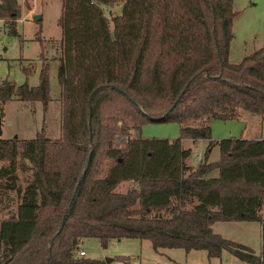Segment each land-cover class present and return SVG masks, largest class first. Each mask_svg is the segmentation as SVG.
Returning a JSON list of instances; mask_svg holds the SVG:
<instances>
[{"label":"trees","instance_id":"1","mask_svg":"<svg viewBox=\"0 0 264 264\" xmlns=\"http://www.w3.org/2000/svg\"><path fill=\"white\" fill-rule=\"evenodd\" d=\"M111 5L119 11L107 18ZM19 14L16 0H0L11 32ZM234 16L232 0H60L59 135L48 138L41 128L31 138L0 137V195L17 200L0 219V264H103L75 254L88 237L102 248L113 238H138L155 251L218 257L226 250L264 264V138L211 140L206 124L242 110L264 116V40L230 63ZM41 60L34 86L0 79V119L13 95L46 107ZM147 121L176 122L178 136L125 133ZM119 133L127 138L117 147ZM185 138L207 140L194 167L185 162ZM213 146L218 158L207 161ZM22 166L30 173L20 185ZM122 182L128 186L118 191ZM238 220L259 223L257 254L210 227Z\"/></svg>","mask_w":264,"mask_h":264},{"label":"rangeland","instance_id":"2","mask_svg":"<svg viewBox=\"0 0 264 264\" xmlns=\"http://www.w3.org/2000/svg\"><path fill=\"white\" fill-rule=\"evenodd\" d=\"M21 4L19 17L9 29L8 20L0 19V78H7L15 85L26 81L34 86L38 81V72L42 58L48 64L49 100L45 108L38 100L23 101L16 95L2 104L0 130L2 137H16L18 139L31 138L41 128L48 138L59 135V87L56 82V68L59 56L60 28L58 18L60 0H16ZM29 2L32 5L30 12ZM235 16L232 20V38L229 43L228 61L238 62L244 55L258 48L264 40V0H232ZM119 11L118 5L104 8L107 18ZM39 15L36 21L32 15ZM110 25V23H109ZM40 39V41H39ZM41 53L42 58L39 57ZM26 73H24V72ZM248 117H256L245 111ZM250 119H219L208 118L206 124L210 127V139L240 137L245 128L249 127ZM252 125V124H251ZM264 135V120L261 123ZM179 124L167 122H143L139 129L130 126L126 134L130 137L158 138L173 140L178 136ZM125 134H116L113 144L120 147L124 144ZM207 140H181V147L189 150L186 164L194 167L203 158ZM218 158L217 146L211 147L207 154V161ZM23 161V160H22ZM21 161V162H22ZM26 163V161H23ZM18 183L23 185L29 178V170L22 166L17 168ZM216 170L210 173L215 176ZM128 182L117 186L118 191H124ZM0 195V208L16 202L13 192ZM7 215L1 211L0 217ZM214 233L223 238L241 243L249 247L255 254L260 250V228L257 221H215L211 224ZM79 248L85 257L96 258L103 264H251L237 259L226 250H222L218 257H207L204 250H189L181 248H158L156 251L146 239L113 238L107 242L105 248L99 245L96 238H84ZM126 260H119L118 257ZM111 259L105 261V259Z\"/></svg>","mask_w":264,"mask_h":264},{"label":"crops","instance_id":"3","mask_svg":"<svg viewBox=\"0 0 264 264\" xmlns=\"http://www.w3.org/2000/svg\"><path fill=\"white\" fill-rule=\"evenodd\" d=\"M29 1V0H28ZM29 7H30V12H32L33 10V8H32V5H31V3L29 2ZM20 8H21V4H20ZM0 79H3V78H0ZM7 79V78H6ZM7 80H9V79H7ZM9 81H11V80H9ZM234 119H250V121L252 122V123H250L249 125V127H247V128H245L244 130H243V132H242V136H240V137H242V138H260V137H262V138H264V135L262 134V126H261V123H262V121L264 120V116H258V115H256V117L254 118V117H248V116H246V114L245 113H242L241 111H239L238 112V114H237V116L234 118ZM252 124V125H251ZM0 137H2L1 136V134H0ZM2 138H7V137H2ZM186 162V161H185ZM4 164H6L5 162H2V161H0V165H4ZM190 166V165H189ZM16 200V199H15ZM1 202V201H0ZM16 202H17V200H16ZM16 202H13L14 203V205H12V203L11 204H9V205H4V206H2L1 208H0V212L1 211H4V212H6L7 213V215L8 214H10V213H13L14 212V210H15V205H16ZM7 215H4L3 217H0V219L1 218H4V217H6ZM111 260V259H110ZM109 260V261H110Z\"/></svg>","mask_w":264,"mask_h":264},{"label":"built area","instance_id":"4","mask_svg":"<svg viewBox=\"0 0 264 264\" xmlns=\"http://www.w3.org/2000/svg\"><path fill=\"white\" fill-rule=\"evenodd\" d=\"M125 139H126V138H125ZM80 243H81V242L78 243L77 249L75 250V254H76L77 256H84V255H85L84 251H83L81 248H79Z\"/></svg>","mask_w":264,"mask_h":264},{"label":"water","instance_id":"5","mask_svg":"<svg viewBox=\"0 0 264 264\" xmlns=\"http://www.w3.org/2000/svg\"><path fill=\"white\" fill-rule=\"evenodd\" d=\"M39 18H40L39 15H35V14H34V15L31 16V19L34 20V21L38 20ZM173 105H174V103H173ZM0 123H1V119H0ZM0 134H1V130H0ZM14 137H15V136H14ZM63 218H64V217H62L61 221H63ZM109 260H110V259H108V258L105 259L106 262L109 261Z\"/></svg>","mask_w":264,"mask_h":264}]
</instances>
